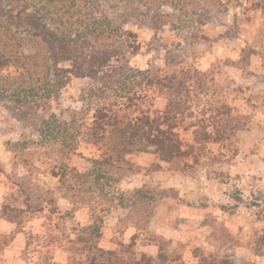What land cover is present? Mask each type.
Wrapping results in <instances>:
<instances>
[{
	"label": "trees",
	"instance_id": "1",
	"mask_svg": "<svg viewBox=\"0 0 264 264\" xmlns=\"http://www.w3.org/2000/svg\"><path fill=\"white\" fill-rule=\"evenodd\" d=\"M101 1L0 0V101L14 118L31 128L9 143V150L13 158L32 166L24 156L32 155L29 146L47 148L44 154L53 161L50 173L56 178L54 188L33 182L28 174L13 182L16 199L6 198L1 203L0 218L14 224L15 229L9 234L0 233V252L33 214L47 208L58 214L55 228L62 234L59 241H64V264H237L199 246L191 252L192 260L185 261L180 253L169 249V242L163 238L148 242L157 245L155 255L137 253L135 234L129 242L115 240L112 247L100 245L104 218L111 209H131L134 217L148 224L153 213L150 208L157 201L156 192L147 186L122 188L125 173L140 168L129 155L149 152L158 162L178 163L182 169L202 165L208 144L230 141L244 125L233 117L235 124L228 126L233 107L208 93L204 79L211 75L210 70L174 68L169 63L167 70L131 65L126 49L132 46L127 42L131 32L123 29L128 14L122 13L123 19L117 22ZM122 1L134 7L135 0ZM222 1L138 0L148 5V11L139 14L147 16L152 11L153 25L159 28L169 23L171 11H178L192 17L200 27L209 21V13L227 9ZM252 6L264 13V0H254ZM72 78L90 81L81 93V100L93 110L88 125L81 122L80 110L51 111L50 102L57 101ZM146 88L156 89L163 96L164 107L133 114L129 108L140 97L137 91ZM203 99L206 106L199 110L201 118L190 120L192 116L186 114L194 112ZM81 135L99 151L97 157L89 158L90 167L84 171L68 163ZM2 169L0 164V172ZM59 195L71 203L79 201L89 206L91 221L85 225L75 223V230L66 234L60 222L63 226L72 212H59ZM36 240L40 237L30 232L25 249ZM261 243L255 246L257 253Z\"/></svg>",
	"mask_w": 264,
	"mask_h": 264
},
{
	"label": "rangeland",
	"instance_id": "2",
	"mask_svg": "<svg viewBox=\"0 0 264 264\" xmlns=\"http://www.w3.org/2000/svg\"><path fill=\"white\" fill-rule=\"evenodd\" d=\"M222 2L227 9L209 13V21L200 27L192 17L171 11L167 18L169 23L157 28L151 20L152 11L147 16L139 14L147 12L148 5L138 0L133 3L134 7L125 5L122 0L101 1L117 22L123 19L122 13L128 14L129 21L123 24V29L131 32L127 42L132 46L126 48L131 65L167 70L169 63L174 68L210 70L211 75L203 78L209 87L208 93H213L216 100L225 99L233 107L228 126L235 124L233 117L244 124L230 141L206 146L201 161L204 165L182 169L178 163L158 162L149 152L129 155L140 168L134 173H125L122 188L147 186L156 192L157 201L150 208L153 213L148 224L141 217H134L131 209H111L102 227L100 245L103 247H112L115 240L129 242L135 234L137 253L155 255L157 245L148 242L163 238L169 242V249L180 253L185 261L192 260L190 254L199 246L207 253L238 261L237 264H264V13L253 8L254 0ZM89 83L87 78H72L60 91L57 101L50 102L51 111L80 110L81 122L88 125L93 110L81 100V93ZM137 93L140 97L134 99V105L129 108L133 114L140 110L163 109L165 100L156 89H141ZM205 99L194 107V112L186 114L192 116L190 120L201 118L199 110L206 106ZM30 130L0 101V164L3 167L0 206L6 198L16 199L13 182L27 174L40 185L56 186V178L50 173L54 163L44 154L47 148L29 146L32 155L24 156L31 160L33 167L13 158L9 143L16 142L22 133ZM185 136L189 139V134ZM98 155L97 148L86 143L81 135L76 153L70 156L68 163L84 171L90 167L89 158ZM56 201L59 212H72L73 217L66 218L63 226L60 222L66 234L75 230V223L85 225L91 221L89 206L79 201L71 203L61 195ZM57 216L47 208L33 214L23 230L14 233L0 252V264L66 263L64 241H59L62 234L55 228ZM14 229V224L0 218V233L9 234ZM30 232L40 240L25 249ZM261 241L262 247L257 253L255 246ZM143 245L148 246L146 250H142Z\"/></svg>",
	"mask_w": 264,
	"mask_h": 264
},
{
	"label": "crops",
	"instance_id": "3",
	"mask_svg": "<svg viewBox=\"0 0 264 264\" xmlns=\"http://www.w3.org/2000/svg\"><path fill=\"white\" fill-rule=\"evenodd\" d=\"M147 247H148L147 245H145V246L143 245L142 250H146ZM152 255H153V254H152Z\"/></svg>",
	"mask_w": 264,
	"mask_h": 264
}]
</instances>
